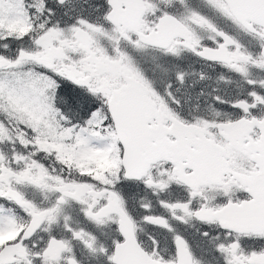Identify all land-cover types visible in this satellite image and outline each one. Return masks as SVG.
<instances>
[{
  "label": "snow or ice",
  "instance_id": "6c2138e0",
  "mask_svg": "<svg viewBox=\"0 0 264 264\" xmlns=\"http://www.w3.org/2000/svg\"><path fill=\"white\" fill-rule=\"evenodd\" d=\"M0 264H264V0H0Z\"/></svg>",
  "mask_w": 264,
  "mask_h": 264
}]
</instances>
